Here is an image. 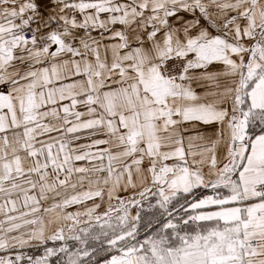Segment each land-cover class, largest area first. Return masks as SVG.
Segmentation results:
<instances>
[{"label":"snow or ice","instance_id":"obj_1","mask_svg":"<svg viewBox=\"0 0 264 264\" xmlns=\"http://www.w3.org/2000/svg\"><path fill=\"white\" fill-rule=\"evenodd\" d=\"M0 264H264V0H0Z\"/></svg>","mask_w":264,"mask_h":264}]
</instances>
